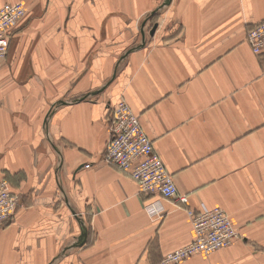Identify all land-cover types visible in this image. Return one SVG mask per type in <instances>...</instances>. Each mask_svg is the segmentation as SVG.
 Listing matches in <instances>:
<instances>
[{
    "label": "crops",
    "instance_id": "obj_1",
    "mask_svg": "<svg viewBox=\"0 0 264 264\" xmlns=\"http://www.w3.org/2000/svg\"><path fill=\"white\" fill-rule=\"evenodd\" d=\"M13 1L26 13L0 66V177L24 204L0 264H156L192 240L186 209L212 207L242 239L177 264H264V51L245 41L264 0ZM120 98L186 204L103 161Z\"/></svg>",
    "mask_w": 264,
    "mask_h": 264
},
{
    "label": "built area",
    "instance_id": "obj_2",
    "mask_svg": "<svg viewBox=\"0 0 264 264\" xmlns=\"http://www.w3.org/2000/svg\"><path fill=\"white\" fill-rule=\"evenodd\" d=\"M26 13L21 1L0 5V66L7 54L13 30ZM245 41L254 54L264 51V20L247 31ZM108 137L102 159L136 182L141 193H158L174 203L186 204L188 197L179 193L172 175L154 151L153 142L144 131L139 115L120 98L107 116ZM90 164H85L89 167ZM19 198L13 193L6 178L0 177V228L13 218ZM151 216L162 208L147 207ZM193 231L190 242L165 253L156 264H177L194 255L208 256L242 239L238 228L220 207L194 211L186 209Z\"/></svg>",
    "mask_w": 264,
    "mask_h": 264
},
{
    "label": "rangeland",
    "instance_id": "obj_3",
    "mask_svg": "<svg viewBox=\"0 0 264 264\" xmlns=\"http://www.w3.org/2000/svg\"><path fill=\"white\" fill-rule=\"evenodd\" d=\"M1 177H4V178H6L5 176H1ZM11 190L13 191V193L14 194H16L17 196H18V198H19V203H18V206H17V208H19V207H21L22 206V204H24L23 203V201L21 200V195H20V191H16V190H14L13 188H11ZM5 226V225H4ZM2 228V227H1Z\"/></svg>",
    "mask_w": 264,
    "mask_h": 264
},
{
    "label": "water",
    "instance_id": "obj_4",
    "mask_svg": "<svg viewBox=\"0 0 264 264\" xmlns=\"http://www.w3.org/2000/svg\"><path fill=\"white\" fill-rule=\"evenodd\" d=\"M155 11H153L154 13ZM157 27V23H154L153 26L151 27L150 31H149V35L152 36L155 32V29Z\"/></svg>",
    "mask_w": 264,
    "mask_h": 264
}]
</instances>
